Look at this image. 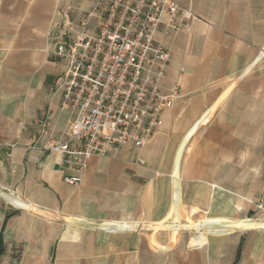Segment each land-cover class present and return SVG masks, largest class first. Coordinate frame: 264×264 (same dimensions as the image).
<instances>
[{
	"label": "crops",
	"instance_id": "obj_1",
	"mask_svg": "<svg viewBox=\"0 0 264 264\" xmlns=\"http://www.w3.org/2000/svg\"><path fill=\"white\" fill-rule=\"evenodd\" d=\"M67 2L0 0V264H264V230L232 217L235 196L264 200V0H176L197 18L161 40L180 97L150 144L93 158L80 186L33 148L47 114L56 137L73 118L51 57Z\"/></svg>",
	"mask_w": 264,
	"mask_h": 264
},
{
	"label": "built area",
	"instance_id": "obj_2",
	"mask_svg": "<svg viewBox=\"0 0 264 264\" xmlns=\"http://www.w3.org/2000/svg\"><path fill=\"white\" fill-rule=\"evenodd\" d=\"M80 1L61 7V23L50 34L51 57L64 66L56 86L73 118L56 137L47 114L40 131L45 141L33 145L61 154L70 186L82 184L93 158L150 144L181 95L178 85L163 89L171 53L161 40L189 32L197 19L176 0H88L87 8Z\"/></svg>",
	"mask_w": 264,
	"mask_h": 264
},
{
	"label": "rangeland",
	"instance_id": "obj_3",
	"mask_svg": "<svg viewBox=\"0 0 264 264\" xmlns=\"http://www.w3.org/2000/svg\"><path fill=\"white\" fill-rule=\"evenodd\" d=\"M87 6H89L88 0H85V1L81 0L79 2V7L87 8ZM235 199H236L235 200V207H237L238 205H242V210H241V213L238 215V211H236V209L234 208V212H233L232 217L233 218H248L249 219V220H247L248 224L245 228L247 230L240 231L241 233H239V234H245L246 232L251 231L248 228H251L252 230H264V225H261L262 221L264 223V200H263V198L255 196V198L250 203L243 201L240 196H235ZM3 201L8 206L11 207V205L8 204L5 200H3ZM220 206L221 205H219V207ZM203 215H204L203 213L202 214L200 213L198 216H196V219H198L199 217H203ZM181 233H183L182 234V240L185 241V244H187L188 239L191 236V234H195L194 231L181 232ZM236 233H238V231Z\"/></svg>",
	"mask_w": 264,
	"mask_h": 264
},
{
	"label": "trees",
	"instance_id": "obj_4",
	"mask_svg": "<svg viewBox=\"0 0 264 264\" xmlns=\"http://www.w3.org/2000/svg\"><path fill=\"white\" fill-rule=\"evenodd\" d=\"M2 253H3V249H2V247L0 246V256L2 255ZM239 258H240V251H239V253H238L237 261L239 260Z\"/></svg>",
	"mask_w": 264,
	"mask_h": 264
}]
</instances>
